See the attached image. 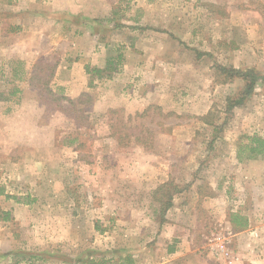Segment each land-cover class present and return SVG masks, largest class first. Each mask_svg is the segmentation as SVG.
<instances>
[{"label":"rangeland","instance_id":"374dc122","mask_svg":"<svg viewBox=\"0 0 264 264\" xmlns=\"http://www.w3.org/2000/svg\"><path fill=\"white\" fill-rule=\"evenodd\" d=\"M84 1L0 0V264H264V0Z\"/></svg>","mask_w":264,"mask_h":264},{"label":"trees","instance_id":"16d2710c","mask_svg":"<svg viewBox=\"0 0 264 264\" xmlns=\"http://www.w3.org/2000/svg\"><path fill=\"white\" fill-rule=\"evenodd\" d=\"M112 61H108L106 63V65L104 67H93L91 70L88 69L87 67V72H92L95 73V75H100L101 72L103 71H107L109 69H112ZM49 68L48 64H44V66H41L40 69L41 71L44 69ZM220 69L222 71H224L225 73H228L229 76H237V77H241L244 81H245V85L242 91V95L239 98H236L234 100L235 103H241L244 98H246L248 95H250L253 87L255 86L256 83L264 80V76L258 74L257 72H255L253 69H245V70H241V69H234V68H226V67H220ZM53 67L52 69L49 71L47 78L43 79V86L45 88L46 94L51 96V100L52 101H58L61 99H65L68 102L72 103V100L69 97H66L65 95H62L59 92L54 91L51 87H49L47 85V83L50 81V77L53 76ZM39 79H41V77H39ZM13 92H15V90H13ZM12 92V93H13ZM86 95V94H84ZM8 96H1L0 95V100H7ZM122 111V109H111L109 110V113L114 114V113H120ZM111 128V132L110 134L114 137H116L117 139H123L125 138V135H122V132L120 130H118L116 132V130L118 129V125L116 123L110 124L109 125ZM120 127V126H119ZM136 140L138 141L139 138L136 137ZM142 142V141H141ZM120 143V141L118 142ZM143 143H141L142 145ZM245 150H248V152L250 153L251 156H255V155H260L264 153V138L258 137L256 135H253L251 138H249V143L246 144L244 146ZM232 218V222L235 225H241V221L243 220V225H245V219H242V217H239V214L235 213L231 215ZM8 213H3V216L1 217V220H8ZM240 219V220H239Z\"/></svg>","mask_w":264,"mask_h":264},{"label":"crops","instance_id":"0c3cea01","mask_svg":"<svg viewBox=\"0 0 264 264\" xmlns=\"http://www.w3.org/2000/svg\"><path fill=\"white\" fill-rule=\"evenodd\" d=\"M51 9L52 10H64L67 12H71V13H81L84 15H88L85 11L87 4L84 0H53L52 3H50ZM109 15V14H108ZM81 42L79 49L81 50V56L79 58V60L73 62V64L71 65L70 69H66L63 65L58 66L57 71H56V78L58 81H60L59 83L62 84L63 87H65V91L67 92V94L70 95H75L78 94L81 90H83L84 88H77L74 89V85H72V81L71 79L73 77H79V79L83 78V64L90 61L92 63H97V64H103L104 63V59H101V57H98V54H95L94 48H93V41L90 38V32L88 30H84L83 31V36L81 37V40L79 41ZM164 173L163 169H159V173H156L157 175L154 176V180H155V184L158 181V177L159 180L162 182V177L161 174ZM159 174V175H158ZM149 176L148 173L145 174V176H142L143 179L146 180V178ZM168 228H166L167 230ZM166 234L163 233V237L165 238ZM182 250H175L174 252H172V254H175V258L179 257V256H183L184 254L181 252ZM173 259V258H172ZM170 262V263H169ZM167 262L169 264H176L175 261L171 262V260ZM167 263H163V264H167Z\"/></svg>","mask_w":264,"mask_h":264},{"label":"built area","instance_id":"2783aa9c","mask_svg":"<svg viewBox=\"0 0 264 264\" xmlns=\"http://www.w3.org/2000/svg\"><path fill=\"white\" fill-rule=\"evenodd\" d=\"M253 234L257 235V233H256V232H254Z\"/></svg>","mask_w":264,"mask_h":264}]
</instances>
